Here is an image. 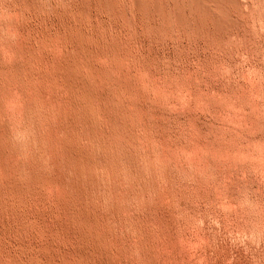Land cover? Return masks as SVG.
Masks as SVG:
<instances>
[{"label": "rangeland", "instance_id": "1", "mask_svg": "<svg viewBox=\"0 0 264 264\" xmlns=\"http://www.w3.org/2000/svg\"><path fill=\"white\" fill-rule=\"evenodd\" d=\"M214 1L0 0V264H264V0Z\"/></svg>", "mask_w": 264, "mask_h": 264}, {"label": "bare ground", "instance_id": "2", "mask_svg": "<svg viewBox=\"0 0 264 264\" xmlns=\"http://www.w3.org/2000/svg\"><path fill=\"white\" fill-rule=\"evenodd\" d=\"M173 1V0H172ZM181 2L182 1H185V2H187L188 4H190V6H191V8L193 7V9H195L194 11H196V12H199V14H202V16L204 15V16H208V18L209 19H211L212 18V20L213 21H216V23L215 24H217L215 27H219V26H221L222 25V22L220 21L221 19H217L216 18V16L215 15H217L218 16V14L219 13H217V10H219V9H217L216 10V12L215 11H212L211 9H210V7L209 6H211V5H208V1L209 0H180ZM212 1V0H211ZM219 1V0H218ZM223 0H221V2H222ZM111 2V1H110ZM176 2V1H175ZM214 2H216V0L214 1ZM139 3V2H138ZM183 3V2H182ZM186 3V4H187ZM137 4V3H136ZM135 4V5H136ZM177 5H178V3H176ZM210 4V3H209ZM219 4H220V2H219ZM143 5V4H142ZM188 6V5H187ZM214 6H216V4L214 5ZM220 6V5H219ZM222 6V5H221ZM106 7V6H105ZM179 7V6H178ZM189 7V6H188ZM213 8V7H212ZM215 8V7H214ZM213 8V9H214ZM219 8V7H218ZM146 9V8H145ZM149 9V8H148ZM221 9V8H220ZM222 9H223V7H222ZM140 10V9H139ZM183 10V9H182ZM215 10V9H214ZM191 11V10H190ZM220 11V10H219ZM218 11V12H219ZM225 12V11H224ZM223 12V13H224ZM149 13V12H148ZM179 13V12H178ZM214 13H217V14H214ZM222 13V12H221ZM82 15V14H81ZM176 15V14H175ZM221 15V14H220ZM225 15V14H224ZM224 15H222V16H224ZM201 16V15H200ZM221 16V17H222ZM179 17V16H178ZM220 17V18H221ZM225 17H226V19H227V16L225 15ZM204 18H206V17H204ZM226 19H223V22L225 23V21H226ZM221 23H220V22ZM207 22V21H206ZM228 22H229V20H228ZM214 23V22H213ZM226 23H227V21H226ZM221 24V25H220ZM224 25H227V24H224ZM223 26V25H222ZM218 27H217V29H218ZM221 28V27H220ZM219 28V29H220ZM223 28V27H222ZM221 28V29H222ZM12 34V33H11ZM8 55V54H7ZM14 58V57H13ZM10 61V60H9ZM88 66V65H87ZM86 81V80H85ZM85 83V82H84ZM75 86V85H74ZM85 87V86H84ZM91 88V87H90ZM121 88H123V87H121ZM27 89V88H26ZM76 89V88H75ZM86 89V88H85ZM87 90V89H86ZM92 90V89H91ZM26 91V90H25ZM14 92V91H13ZM29 92H31V91H29ZM81 92V91H80ZM87 92V91H86ZM28 93V92H27ZM75 93V92H74ZM26 94V93H25ZM80 95V94H79ZM84 95V94H83ZM93 95V94H92ZM92 95H91V93H87L86 94V101H88V102H90V103H92L91 101H92ZM19 97V96H18ZM29 97V96H28ZM76 98H77V96H76ZM17 99V98H16ZM10 100V99H9ZM14 99H12V101H13ZM21 100V99H20ZM81 100H83L82 99V95H81ZM6 101V100H5ZM25 101V100H24ZM94 101V100H93ZM76 102V101H75ZM81 102V101H80ZM83 102V101H82ZM87 102V103H88ZM116 102V101H115ZM6 103V102H5ZM9 103V102H8ZM15 103V102H14ZM21 103V102H20ZM28 103V102H27ZM41 103V102H40ZM78 103V102H77ZM76 103V104H77ZM99 104V103H98ZM102 104V103H101ZM11 105V104H10ZM12 105H14V104H12ZM104 105V104H103ZM6 106H8V105H6ZM21 106H23V105H21ZM72 106V105H71ZM85 106V105H84ZM83 105H82V107H84ZM93 106H95V105H93ZM98 105H96V107H97ZM118 106V105H117ZM75 107V106H74ZM85 107H87V106H85ZM95 107V108H96ZM105 107V106H104ZM89 109H90V107H88ZM88 108H86V109H88ZM118 108V107H117ZM8 109V108H7ZM85 108H81V107H79L78 108V110H77V114H78V118H77V120H79L78 121V123L81 125L82 124V122H84L82 125L84 126V124H85V126H87V129H90V127H92L93 126V117H91L92 115H90L89 114V112L86 110ZM88 109V110H89ZM97 109V108H96ZM113 109H115L114 107H113ZM132 109V108H131ZM95 112H97V111H95ZM99 112V111H98ZM102 112H103V110H102ZM5 114H7L6 112H5ZM4 114V115H5ZM13 115V114H12ZM73 115V114H72ZM98 115V114H97ZM101 118V117H100ZM104 119V118H103ZM110 118H108V120H109ZM81 120V121H80ZM107 120V119H106ZM107 120V121H108ZM110 121V120H109ZM112 121H113V119H112ZM74 122V121H73ZM72 122V123H73ZM118 122V121H117ZM98 123V122H97ZM106 123V122H105ZM111 123V122H110ZM113 123V122H112ZM119 124V123H118ZM117 124V125H118ZM121 124V123H120ZM74 125H76V124H74ZM115 125V124H114ZM75 128V127H74ZM97 128H98V126H97ZM80 132V131H79ZM90 132V131H89ZM89 132H88V134H89ZM81 133V132H80ZM93 133V132H92ZM90 134H91V132H90ZM1 136V135H0ZM89 138V137H88ZM107 138V137H106ZM118 138V137H117ZM91 139V138H90ZM94 140V139H93ZM90 141V140H89ZM109 142V141H108ZM114 145V144H113ZM3 148V147H2ZM1 150V149H0ZM3 151H4V149H3ZM6 151V150H5ZM5 151H4V154H5ZM70 153V152H69ZM74 154V153H73ZM70 155H71V153H70ZM72 156V155H71ZM76 156V155H75ZM74 156V157H75ZM70 159V158H69ZM5 160V159H4ZM12 160V159H11ZM77 160V159H76ZM3 161V160H2ZM1 161V162H2ZM69 161V160H68ZM78 161V160H77ZM9 162V161H8ZM11 162V161H10ZM74 162H76V161H74ZM3 164V163H2ZM1 164V165H2ZM6 165V164H5ZM13 165V164H12ZM77 165H79V164H77ZM18 167V166H17ZM80 167V166H79ZM76 168L78 169V167L76 166ZM4 169V168H3ZM19 169H20V167H19ZM76 169V170H77ZM9 170H10V168H9ZM15 170V169H14ZM11 171V170H10ZM80 171V170H79ZM30 172V171H29ZM21 173V172H20ZM78 173H80V172H78ZM10 174V173H9ZM22 175V174H21ZM74 175V174H73ZM78 175V174H77ZM12 176V175H11ZM19 176H20V174H19ZM24 176V175H23ZM30 176V175H29ZM80 176V175H79ZM12 178V177H11ZM35 178V177H34ZM5 178H3V180H4ZM29 180V179H28ZM2 181V180H1ZM32 183H33V181H31ZM45 182V181H44ZM2 183V182H1ZM31 183V184H32ZM9 184V183H8ZM5 185H6V183H5ZM4 185V186H5ZM33 185V184H32ZM71 185V184H70ZM0 187H1V185H0ZM8 187V186H7ZM13 187V186H12ZM11 187V188H12ZM16 187V186H15ZM15 187H13L12 189L14 190V188ZM19 187V186H18ZM18 187H16V188H18ZM27 187V186H26ZM38 187V186H37ZM79 187V186H78ZM10 188V187H9ZM8 189V188H7ZM20 189V188H19ZM83 189V188H82ZM75 191V190H74ZM73 191V192H74ZM7 192V191H6ZM10 193V192H9ZM13 193H14V191H13ZM80 193V192H79ZM77 194V193H76ZM85 194V193H84ZM5 196V195H4ZM7 196V195H6ZM9 196V195H8ZM14 196V195H13ZM17 197V196H16ZM75 197V196H74ZM74 197H73V199H74ZM10 198H11V196H10ZM13 198V197H12ZM21 198V197H20ZM78 198V197H77ZM27 199V198H26ZM89 199V198H88ZM2 200V199H1ZM6 200V199H5ZM7 204H9V203H7ZM24 204V203H23ZM80 204V203H79ZM82 204V203H81ZM78 205V204H77ZM81 206V205H80ZM80 208V207H79ZM79 208H77V209H79ZM19 209V208H18ZM77 209L75 210V212L74 213H76V211H77ZM80 210H81V208H80ZM84 210L82 209V211H79V212H77L76 213V215H77V217H78V219L83 223L82 225H87V224H90L91 222L88 220V216H87V214H86V212H83ZM1 212V211H0ZM18 213V212H17ZM21 213V212H20ZM5 214V213H4ZM90 215V214H89ZM11 217V216H10ZM13 217V216H12ZM90 217V216H89ZM95 217V216H94ZM72 218V217H71ZM76 218V217H75ZM102 218V217H101ZM20 219V218H19ZM18 219V220H19ZM78 219H77V221H78ZM91 219V218H90ZM94 219V218H93ZM92 219V220H93ZM99 219V218H98ZM98 219H97V221H98ZM76 220V219H75ZM74 220V221H75ZM96 220V219H95ZM102 221V220H101ZM14 222V221H13ZM34 222V221H33ZM68 222V221H67ZM96 222V221H95ZM17 223V222H16ZM26 223V222H25ZM73 223V222H72ZM103 223V222H102ZM105 223V222H104ZM13 224V223H12ZM75 224V223H74ZM79 224V223H78ZM95 224V223H94ZM99 224V223H98ZM11 225V224H10ZM35 225V224H34ZM84 225V226H85ZM96 225H97V223H96ZM1 226V225H0ZM76 226V225H75ZM80 226V225H79ZM83 226V227H84ZM88 226V225H87ZM86 226V227H87ZM90 226H92V225H90ZM90 226H88L89 228H90ZM2 227V226H1ZM19 227V226H18ZM65 227V226H64ZM82 227V228H83ZM92 227H95V226H92ZM101 228V227H100ZM7 229V228H6ZM27 229V228H26ZM79 229V228H78ZM93 230H94V228H92ZM102 229V228H101ZM68 230V229H67ZM74 231V230H73ZM78 231V230H77ZM80 231V234H81V236H80V238L81 237H83L86 241H88L87 239H89V241H90V238H88V234H86V231H85V229H84V231H83V229H80L79 230ZM88 231V230H87ZM89 231H91V230H89ZM98 232V231H97ZM99 233V232H98ZM102 233V232H101ZM101 233H100V235H101ZM78 234V233H77ZM97 234V233H96ZM103 234V233H102ZM67 235V234H66ZM105 236V235H104ZM103 235H101V236H98V237H104ZM92 238H94V237H96V236H91ZM98 237H96V238H98ZM79 238V237H78ZM91 238V239H92ZM100 238V240H102ZM83 239V240H84ZM97 240V239H96ZM104 241V240H103ZM67 242V241H66ZM95 242V241H94ZM89 244H90V242H88ZM74 244V243H73ZM104 244V243H103ZM100 246H101V244H100ZM78 247V246H77ZM80 247V246H79ZM92 247V246H91ZM95 247V246H94ZM99 247V246H98ZM72 248V247H71ZM79 249V248H78ZM101 249V248H100ZM88 250V249H87ZM94 250V249H93ZM96 250V249H95ZM94 250V251H95ZM4 251V250H3ZM99 251V250H98ZM105 251V250H104ZM31 252V251H30ZM67 252V251H66ZM97 252V251H96ZM111 252V251H110ZM29 253V252H28ZM78 253V252H77ZM76 253V254H77ZM80 253V252H79ZM101 253V252H100ZM104 253V252H103ZM107 253V252H106ZM105 253V254H106ZM35 254V253H34ZM67 254V253H66ZM76 254H74V257H75V255ZM92 254V253H91ZM102 254V253H101ZM108 254V253H107ZM14 255V254H13ZM68 255V254H67ZM87 255V254H86ZM96 255V254H95ZM111 256V255H110ZM27 257V256H26ZM73 257V258H74ZM88 257V256H87ZM87 257L84 255V251H83V253H80V254H78V255H76V258L80 261V263H82V264H85L86 262H87ZM92 257H93V255H92ZM96 257H98V256H96ZM29 258V257H28ZM36 258V257H35ZM38 258V257H37ZM66 259V258H65ZM75 259V258H74ZM90 259V258H89ZM94 259V258H93ZM104 259V258H103ZM76 260V259H75ZM102 260V259H101ZM37 261V260H36ZM77 261V260H76ZM92 261V260H91ZM90 261V262H91ZM103 261V260H102ZM107 261V260H106ZM35 262V261H34ZM98 262V261H97ZM99 262H101V261H99ZM94 263V262H93ZM107 263V262H106ZM70 264H72V262L70 263ZM92 264V263H91ZM99 264V263H98ZM102 264H103V262H102ZM104 264H105V262H104ZM109 264V263H108Z\"/></svg>", "mask_w": 264, "mask_h": 264}]
</instances>
